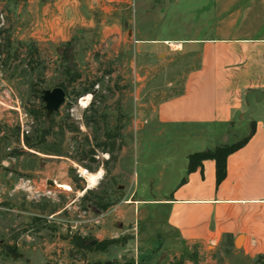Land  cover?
Instances as JSON below:
<instances>
[{
  "label": "rangeland",
  "instance_id": "rangeland-1",
  "mask_svg": "<svg viewBox=\"0 0 264 264\" xmlns=\"http://www.w3.org/2000/svg\"><path fill=\"white\" fill-rule=\"evenodd\" d=\"M135 1L148 21L149 0H0V264L225 263L221 253L185 246L165 209L139 201L157 195L139 186L160 181L166 159L174 156L178 167L186 152L213 144L173 128L162 140L141 141L156 128L144 124L149 96L136 107L150 68L134 58ZM58 86L66 95L54 106L46 92ZM244 132L231 136L240 141ZM83 168L102 171L95 185ZM76 238L120 241L100 251Z\"/></svg>",
  "mask_w": 264,
  "mask_h": 264
},
{
  "label": "crops",
  "instance_id": "crops-1",
  "mask_svg": "<svg viewBox=\"0 0 264 264\" xmlns=\"http://www.w3.org/2000/svg\"><path fill=\"white\" fill-rule=\"evenodd\" d=\"M157 1L149 0L145 22L135 1L134 58L150 68L148 85L136 88V107L149 96L144 124L156 128L141 141L162 140L173 128L191 140L210 136L213 145L186 152L178 167L174 156L166 159L156 172L160 181L139 186L157 195L139 201L165 209L167 227L185 246L221 253L222 264H255L264 254V0ZM118 39L127 41L120 28ZM252 127L228 155L220 181L215 159L190 169L191 154L236 143L231 131L243 128L245 138Z\"/></svg>",
  "mask_w": 264,
  "mask_h": 264
},
{
  "label": "trees",
  "instance_id": "trees-1",
  "mask_svg": "<svg viewBox=\"0 0 264 264\" xmlns=\"http://www.w3.org/2000/svg\"><path fill=\"white\" fill-rule=\"evenodd\" d=\"M79 78H80V73L76 74L73 77V80L76 81ZM254 129L255 128L252 127L251 133L248 136H246L244 139H242L236 143H233L230 145L217 146L213 149H206L204 151H200V152H196V153L191 154L189 157L190 158V169H193L197 163H200L204 159H207V158L215 159L216 166H217V179H218V181H220L225 175L228 155L231 152L242 147L248 141L250 135H252V133L254 132ZM109 206H110V203H105V204H102L100 207L105 210ZM119 241H120L119 238H106V239L98 241L93 246L91 244L84 243L81 240V238H76V240H75L76 244L78 246H80L81 248H87V249L95 248V249L100 250V251L107 250L111 245L116 244ZM19 257H21V254L15 252L13 258L17 259ZM44 264H54V263L46 262ZM255 264H264V254L258 256Z\"/></svg>",
  "mask_w": 264,
  "mask_h": 264
},
{
  "label": "water",
  "instance_id": "water-1",
  "mask_svg": "<svg viewBox=\"0 0 264 264\" xmlns=\"http://www.w3.org/2000/svg\"><path fill=\"white\" fill-rule=\"evenodd\" d=\"M65 95L66 92L64 88L58 86L55 87L53 90L46 92V99L49 100L54 106H59L64 102ZM47 184L54 190H69V189L56 187L55 179H47ZM84 188H87V185ZM106 264H117V263L113 260H109L106 262Z\"/></svg>",
  "mask_w": 264,
  "mask_h": 264
},
{
  "label": "bare ground",
  "instance_id": "bare-ground-1",
  "mask_svg": "<svg viewBox=\"0 0 264 264\" xmlns=\"http://www.w3.org/2000/svg\"><path fill=\"white\" fill-rule=\"evenodd\" d=\"M87 99V98H86ZM89 99V98H88ZM81 170V169H80ZM101 170H99V171H97V172H95V173H91V172H87V170L86 169H82V172L83 173H88V181H89V185H95V183H97L96 181L98 180V177L100 176V174H101V172H100ZM103 175V174H102ZM85 177V176H84ZM99 182V181H98ZM57 185V184H56ZM68 186V185H67ZM88 186V185H87Z\"/></svg>",
  "mask_w": 264,
  "mask_h": 264
}]
</instances>
